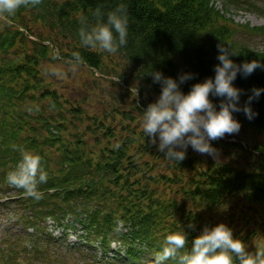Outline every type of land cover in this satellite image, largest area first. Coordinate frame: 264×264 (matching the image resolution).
I'll return each mask as SVG.
<instances>
[{"label":"trees","instance_id":"trees-1","mask_svg":"<svg viewBox=\"0 0 264 264\" xmlns=\"http://www.w3.org/2000/svg\"><path fill=\"white\" fill-rule=\"evenodd\" d=\"M120 4L128 12L126 46L115 54L83 46L79 17L94 25L97 7L106 19V13ZM233 32L210 0H41L35 7L19 9L7 23L0 20V207H7L6 217L12 220L19 214L21 228L36 225L30 249H10L12 256L3 263L16 264L15 256H21L31 264L41 256L49 264L47 247L58 244V239L42 238L38 223L46 216L62 220L67 214L104 256L112 251L111 241L121 245V251L111 252L108 264H155L166 235L176 231L186 234L185 250L190 251L193 239L217 209L226 208L230 223L244 222L236 231L231 228L234 238L246 244L257 240L259 226L247 224L250 216H241L246 205L257 209V214L264 211V161L258 160L256 169L212 161L202 165L189 151L182 161L168 159L138 129L133 115L145 110L152 94H160L159 83L150 75L153 71L177 80L181 73L194 74L180 84L185 94L193 84L214 78L219 43L236 53L230 58L237 64L252 60L264 64V51L237 45ZM55 50L61 60L51 59ZM73 53H79L83 59L79 66L88 73L89 69L93 75L115 78V84L121 81L129 95L137 86L138 101L132 100L140 106L134 104L133 111L121 109L113 99L100 114L91 113L85 107L89 98L84 90L97 88L101 79L93 77L75 86L66 71L63 77L50 71ZM233 85L242 89L239 105L243 106L253 87L264 88V69L247 77L238 73ZM72 91L82 94V99L73 97ZM209 98L219 110L220 98ZM251 108L256 113L253 119L243 111L233 117L264 133V92L253 99ZM117 117L126 123H119ZM24 150L41 157L48 175L47 182L38 185L39 200L7 180ZM259 232L264 238V231ZM257 246L246 250L255 252ZM43 258L39 264L45 262Z\"/></svg>","mask_w":264,"mask_h":264},{"label":"clouds","instance_id":"clouds-1","mask_svg":"<svg viewBox=\"0 0 264 264\" xmlns=\"http://www.w3.org/2000/svg\"><path fill=\"white\" fill-rule=\"evenodd\" d=\"M40 3L41 0H0V20L7 23L22 7H35ZM93 16L96 18L94 25H89L87 17H79L82 26L78 34L83 46L98 48L109 54H115L119 48L126 46L129 24L126 5H117L107 12L106 19L101 8L97 7ZM217 49L219 63L214 65V78H205L193 84L187 94L180 90V84L193 79L194 74L181 73L177 80L164 76L160 71L150 73L153 82L159 83L161 91L158 98L143 111L142 129L150 138V143L156 144L158 151L168 159L182 161L189 145L194 151L215 159L218 152L210 141L223 138L225 134L238 133L241 127L233 113L243 111L249 120L256 115L251 102L259 98L264 88L253 87L247 101L240 106L242 89L235 87L233 82L238 73L247 77L256 69H264V64L259 60L237 64L230 58L236 55L230 47L219 43ZM51 59L61 60L58 50L53 51ZM63 63L74 71L83 59L79 53H73L72 58ZM50 71L57 77L65 75L63 66H53ZM131 91L134 97L138 95L137 86ZM210 96L220 98L219 110ZM21 155L17 167L8 173V183L39 200L42 195L38 185L47 182V172L41 166L39 155L27 150ZM186 244L183 231L167 234L155 264H164L170 259L176 264H234L235 260L239 264H264V243L258 245L255 252H249L245 243L234 238L232 229L224 223L211 228L205 226L201 234L193 239L190 251L185 250Z\"/></svg>","mask_w":264,"mask_h":264},{"label":"rangeland","instance_id":"rangeland-1","mask_svg":"<svg viewBox=\"0 0 264 264\" xmlns=\"http://www.w3.org/2000/svg\"><path fill=\"white\" fill-rule=\"evenodd\" d=\"M210 5L213 7L214 11H217L220 15L221 21L225 26H231V30L233 32V41L239 46H246L249 49L264 51V30H254L253 28H263L264 29V0H210ZM251 28V30L249 29ZM112 56H108L111 58ZM105 64L107 67H110V61L108 59L105 60ZM54 66L60 67L63 66V70L67 72V79L75 86H81L82 81L90 80L93 77L100 78V84L97 88H93L90 90H84L86 92V97L89 98V103L85 106L91 113L100 114L102 110L105 108L108 102H113V99L116 102H119L121 105V109H126L133 111L134 104L140 106L138 103L133 104L132 98L138 101L137 97H134V92L129 95L127 93L128 88L125 87L124 84H115L118 83L117 79L109 78L106 76L100 77L98 74L93 75V71L87 72V68L85 66H78L74 71L70 70L69 65L64 64L63 62H57ZM109 70V69H108ZM80 75V76H79ZM81 81V82H80ZM112 81L114 84H112ZM80 82V83H78ZM131 83H133L131 81ZM73 97L81 98L83 95H76L72 91ZM129 96V97H127ZM152 99L150 98L151 103L154 102L159 95L152 94ZM115 97V98H113ZM218 110V109H217ZM133 115L137 118L139 127L138 129L143 131L142 129V116L143 111H134ZM121 124H125L121 118L116 119ZM238 121V120H237ZM241 125L239 132L234 134H225L223 138L210 141L213 148H215L218 152L217 157L214 159L212 156L208 154H201L197 151H194L192 147L189 145L186 151H189L192 155L198 157L199 162L202 165H207L209 162H218V163H231L233 165L245 166L248 169L255 167L257 168V161H264V133L257 131L255 128L246 126L245 124L238 121ZM236 142L237 144L233 143ZM158 144V140H157ZM239 146V147H238ZM258 148L262 151H256L253 148ZM248 150V152H247ZM250 152V153H249ZM226 209V208H225ZM225 209H217L210 213V219L207 222V227L211 228L217 225L218 223H224L229 228H233L234 231L238 229V226L244 224V222L238 220L237 223H230L227 221V211ZM7 207H0V255L2 258L0 259V264L3 263L6 258H10L12 256V251L10 249L20 250L23 247H26L28 250L31 245L29 243L30 240V231L35 232V226L33 225H25L26 227L21 228L22 219H19V214L15 216V219L12 220L11 217H6ZM245 215H242L241 218L250 216L247 224L257 223L259 229L257 228V240L249 241L246 244V247H251L254 245H260L264 243V238L260 234V229L264 231V211L257 214V209L254 207L246 205V210L244 211ZM256 219V221H255ZM36 223V222H35ZM38 228H42L41 221L38 223ZM196 225V224H195ZM193 225V226H195ZM71 225L68 223H63L62 227L64 229L70 228ZM58 232L54 235L52 232H41L42 238L51 237L54 238L61 236L62 228H60V224H58L55 228ZM73 230V229H72ZM76 234L80 237L76 236L77 241H68L62 242L60 239L58 244L52 243L48 245V243L42 242L43 247L50 248L48 249L49 257L52 263L58 264H108L107 262L111 260L112 254L101 253V249L96 245V242L92 239V237H86L84 234V229L79 224H75ZM199 232L196 231V234ZM87 238V243L83 241V238ZM111 239H109L110 241ZM33 241V240H32ZM110 250L121 251L122 247L115 240L111 241ZM257 242V244L255 243ZM33 243V242H32ZM76 243V244H74ZM66 244L72 245L74 244L73 249H69ZM81 244H91L90 246L85 245L84 247ZM24 253V252H22ZM41 256L35 258L34 262L31 264H39L38 261ZM102 258V259H101ZM45 259V258H43ZM16 264H29L25 262L21 256H15ZM14 264V263H13ZM41 264H48L46 262ZM112 264V263H110Z\"/></svg>","mask_w":264,"mask_h":264}]
</instances>
